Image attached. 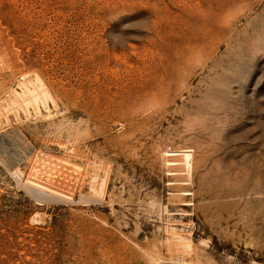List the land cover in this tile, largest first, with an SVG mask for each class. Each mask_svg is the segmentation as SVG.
<instances>
[{"label":"rangeland","instance_id":"rangeland-1","mask_svg":"<svg viewBox=\"0 0 264 264\" xmlns=\"http://www.w3.org/2000/svg\"><path fill=\"white\" fill-rule=\"evenodd\" d=\"M0 264H264V0H0Z\"/></svg>","mask_w":264,"mask_h":264},{"label":"bare ground","instance_id":"bare-ground-1","mask_svg":"<svg viewBox=\"0 0 264 264\" xmlns=\"http://www.w3.org/2000/svg\"><path fill=\"white\" fill-rule=\"evenodd\" d=\"M182 151H183V150H182ZM189 151H190V150H188L187 152L185 151L186 153L184 154V159L186 160V162H185V161H184V162L187 163V165H188L189 167H191V165H190V163H191V162H190V159H191L192 156H191V154L189 153ZM176 153H177V152H176ZM187 165H186V166H187ZM38 187H39V186H38ZM41 188H43V190H44L46 193H49V194H52V195L55 194V195H57V196H58V195H60V196H64L63 194L59 193V192L56 191V190H53V189H50V188H47V187H41ZM46 193H45V194H46Z\"/></svg>","mask_w":264,"mask_h":264}]
</instances>
